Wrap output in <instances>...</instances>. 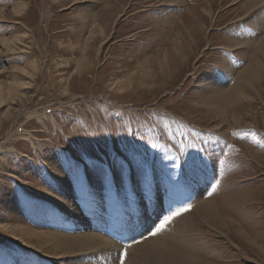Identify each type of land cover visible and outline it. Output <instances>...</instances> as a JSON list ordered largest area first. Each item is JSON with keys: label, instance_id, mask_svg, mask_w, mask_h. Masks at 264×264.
Listing matches in <instances>:
<instances>
[{"label": "rangeland", "instance_id": "obj_1", "mask_svg": "<svg viewBox=\"0 0 264 264\" xmlns=\"http://www.w3.org/2000/svg\"><path fill=\"white\" fill-rule=\"evenodd\" d=\"M183 1L0 0V264H66L4 229L77 232L46 197L66 190L82 211L116 212L110 225L153 192L175 194L143 240L209 199L227 227L174 216L179 258L264 264V56L256 89L220 101L213 77L229 73L231 87L248 62L235 51L244 0ZM123 234H106L122 263Z\"/></svg>", "mask_w": 264, "mask_h": 264}, {"label": "bare ground", "instance_id": "obj_2", "mask_svg": "<svg viewBox=\"0 0 264 264\" xmlns=\"http://www.w3.org/2000/svg\"><path fill=\"white\" fill-rule=\"evenodd\" d=\"M109 1L110 0H108V2ZM182 2L184 3L183 0H176L175 5H181ZM243 5L245 6V11L243 12L244 14L241 21L245 20V25L241 31L245 38L243 36V38L241 37L238 38V40L236 39L237 45L235 47V51L241 58L245 55L248 62L235 74V80L233 79L234 82L231 87H226L228 86V83L231 82L229 73L226 76V78H228L226 82L222 79L224 74L222 77L221 74H217L213 77L215 81L214 83L211 82L212 84H210V89L212 92H214V90L220 91V95L222 96L218 99L223 102L229 97V95H227L229 94V92L227 93L229 88H232V90H243V93H247L246 91H248L249 88H251V90L252 88L256 89L255 84L263 81V74L260 70L262 68V63L260 60L262 57L261 55L264 56V36H261L264 33V0H244ZM180 25L181 28L183 26V28L186 27L187 29L186 24L183 22ZM188 34L190 33L188 32ZM175 46V43H172L171 47ZM171 50L173 49L171 48ZM171 50L170 52L168 50H164L166 52L164 53V61L167 64H169V59L173 61L175 60L172 57ZM166 56H168V59H166ZM226 62L223 67L224 71L234 68V66L230 65L229 61L227 63ZM222 85L223 87L220 88ZM201 189L202 188L199 190ZM68 191L69 190H66L63 193H57L56 195H52L53 193L50 194L49 191L46 197L56 204L61 205L58 210V214L64 215L67 213L70 218L68 222L70 223L71 228L78 230L77 232H72L70 234L59 232L62 231L61 228L57 227L61 226L60 221L57 222L55 226V228L57 227L56 231H52L48 228L43 230L36 229L35 227H32V225H27L24 221L22 222L20 220H18L19 222L15 224L16 226L11 227L8 225L4 226V229L10 228V232H12L13 237L18 236V239L21 241L19 245L24 249H34L40 257H47L51 260H55V262L62 259L65 260L66 264H119V262H122L118 258L119 250L122 246L120 243L115 244L113 239H110L106 236V234L110 233L112 236H116V234L122 232L124 233L122 242L125 241L123 242L125 244L122 245H126L127 247V255L122 264H147V262L148 264H159L158 262L161 258L164 259L166 257L169 259H175L169 264L189 263L188 258H179L178 255L180 253L177 252L178 248L175 247V240L169 239V234L174 233L178 227L169 228L168 225H165V230L152 236L149 235L146 240H143L145 238L144 234L148 231V229L156 227L152 226L158 219L159 214L164 209L172 208L171 198L173 202L176 198L175 194L173 197L171 196V198H168L169 196L164 197L156 192H153L147 198L139 201L135 207L133 206L134 208L132 210H123L121 213H118L121 215V219L114 222V225H110V222L114 221L116 218V212L110 213L102 209L99 210L98 206L92 208L91 212L82 211L79 204L73 202L72 200H70L71 202L67 201V197L65 196H67ZM214 208L215 207L211 200L204 198L201 199V197H199L195 199L191 209L185 214V218L181 217L182 221H179L186 224L190 221V219L194 218L203 222H207L208 220L211 222L210 219H213V223L227 227V225H225L221 220L218 211ZM152 222L153 225L150 226ZM41 226L38 225V227ZM178 231L180 230L178 229Z\"/></svg>", "mask_w": 264, "mask_h": 264}, {"label": "snow or ice", "instance_id": "obj_3", "mask_svg": "<svg viewBox=\"0 0 264 264\" xmlns=\"http://www.w3.org/2000/svg\"><path fill=\"white\" fill-rule=\"evenodd\" d=\"M191 207H192V205L189 204V205H187L186 207H182V208H180V209L174 211L171 215L165 217L164 220L160 223L159 227L156 228L155 233H153V235L156 234V233H158V232H160L161 230H163L164 227H165V225H166V224H167V223H168V222H169L174 216H178V215H180L182 212H186V211L190 210ZM123 254H124V256L127 255V251H126V249H125V251H124ZM121 264H122V262H121Z\"/></svg>", "mask_w": 264, "mask_h": 264}]
</instances>
